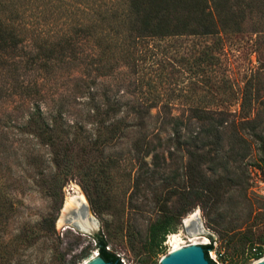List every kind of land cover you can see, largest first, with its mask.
Instances as JSON below:
<instances>
[{"label": "rangeland", "instance_id": "obj_1", "mask_svg": "<svg viewBox=\"0 0 264 264\" xmlns=\"http://www.w3.org/2000/svg\"><path fill=\"white\" fill-rule=\"evenodd\" d=\"M235 38L224 52L216 54L217 60L206 56L207 48L214 44L212 37L150 39L143 41L138 61L124 62L116 54L118 45L107 59L87 50L83 42L67 54L72 60L64 58L49 77V99L58 117L59 137L66 133L83 137L81 119L88 111L79 93L85 76L94 83L92 91L99 98L109 93L119 114L139 111L140 99L157 103L153 113L226 112L230 123L219 130L223 144L216 146L210 132L213 146L207 147L210 158L204 166L207 176H223L228 182L223 184L221 203L216 208L211 206L212 194L191 191L194 208L181 218L177 231L166 237L161 253L150 247V227L165 204L176 203L186 186L174 147L155 140L148 146L152 154L144 162L140 155L147 146H135L133 141L140 134L124 128L119 135L122 140L107 150L112 175L104 180L105 187L101 183L107 193L103 196L96 190L95 178L86 175L81 160L71 170L56 167L43 136L38 140L36 132L26 129L16 103L9 104L1 96L0 264H87L101 258L95 236L104 237L107 249L123 264H163L171 254L173 234L181 236L185 248L192 245V239L203 238L198 247L209 264L203 246L210 243L214 248L209 258L215 264H264V256L253 258L259 247H264L260 244L264 240H259L264 235V154L260 144L264 134V36L243 34ZM32 52L22 47L17 51L29 62ZM77 70L80 78L73 74ZM242 89L243 98L248 94L251 100L243 106ZM191 128L197 133L203 126L193 124ZM86 131L90 134L91 126ZM169 131L162 129L159 134L166 137ZM75 151H81V142ZM157 167L161 168L158 174L143 177L145 170ZM139 176L144 178L142 183L137 182ZM176 176L179 179L175 181ZM75 196H83V201L67 210L83 211L86 219H95L98 225L94 233H82L71 223L63 225L67 201Z\"/></svg>", "mask_w": 264, "mask_h": 264}, {"label": "trees", "instance_id": "obj_2", "mask_svg": "<svg viewBox=\"0 0 264 264\" xmlns=\"http://www.w3.org/2000/svg\"><path fill=\"white\" fill-rule=\"evenodd\" d=\"M243 34L264 36V0H0V97L9 104L16 103L24 127L36 132L34 136L38 140L43 136L56 167L71 170L81 160L86 167V175L90 179L95 178L96 190H100L103 196L107 194L104 180H109L112 175V159L107 150L122 140L119 135L124 128L140 134L133 141L135 146H147L148 150L140 155L144 162L152 154L149 147L153 141H166L168 146L174 147L175 156L180 155L179 170L185 174L186 186L181 189L176 203L165 204V209L150 227V247L161 253L166 237L177 231L181 218L194 208L190 201L191 191L201 195L212 194L211 206L218 208L221 203L223 184L228 182L223 176H207L204 166L210 158L207 147L213 146L210 132L216 146L223 144L219 130L230 123L225 119L226 112L153 113L157 103L153 105V102L140 99L139 111L119 114L114 109L116 103L107 96L109 93L99 98V94L92 91L94 83L85 76L79 93L88 111L86 118L81 119L83 137L67 136V133L59 137L55 125L58 117L54 114L55 107H51L53 100L49 99V77L64 58L72 60L67 54L83 42L87 50L105 55L107 59L118 45L116 54L124 62L129 59L138 61L143 41L150 39L212 37L214 44L207 48L209 53L206 56L217 60L216 54L224 52L228 42ZM19 47L32 49L31 62L18 55ZM200 60L205 63L204 58ZM32 73L38 76H32ZM73 74L80 78L81 71ZM247 95L243 98L242 89V106L251 101ZM193 124L203 126L204 132L194 133L197 129L191 128ZM88 126L92 132L86 135ZM162 129L170 130L166 137L159 134ZM260 141L264 154V134ZM80 142L81 151L76 153ZM169 155L172 157L174 153L169 151ZM167 160L164 156L166 164ZM211 160L215 164L217 158ZM157 168H148L143 177L150 173V177L158 174L161 168ZM212 172L216 174L215 170ZM143 177L139 176L137 182L142 183ZM174 179L176 181L179 176ZM98 180L102 181L98 183ZM58 188L62 190V185ZM94 240L105 262L123 264L120 257L107 249L108 242L104 237L95 236ZM259 240H264V235L261 234ZM260 244L264 246V241ZM203 248L207 259L215 264L209 258V252L214 248L212 243ZM263 256L264 247H259L253 258L258 260Z\"/></svg>", "mask_w": 264, "mask_h": 264}, {"label": "bare ground", "instance_id": "obj_3", "mask_svg": "<svg viewBox=\"0 0 264 264\" xmlns=\"http://www.w3.org/2000/svg\"><path fill=\"white\" fill-rule=\"evenodd\" d=\"M80 201H83V196H75L68 199L65 209L67 210L71 205H78ZM65 210V211H66ZM62 221V220H61ZM65 223L63 222V225ZM203 240V238H194L191 240L192 245H190V252L187 255H179L182 251H184L185 247L184 241L180 235L173 234L170 236V242L172 244L171 254L179 255L172 260H167L168 264H201L200 262V253L197 250L199 242ZM208 244V243H207ZM193 247V248H192ZM166 259V258H165ZM264 262V260H263ZM87 264H103L101 260L95 259L90 261Z\"/></svg>", "mask_w": 264, "mask_h": 264}, {"label": "water", "instance_id": "obj_4", "mask_svg": "<svg viewBox=\"0 0 264 264\" xmlns=\"http://www.w3.org/2000/svg\"><path fill=\"white\" fill-rule=\"evenodd\" d=\"M68 215H70L71 218H68ZM86 216H87L86 213H84L83 211H74V210L69 209L65 211L63 218H64V223H71L74 228H76L78 231L82 233H94L98 225V222L95 219L93 220L90 217L86 219ZM190 250H191L190 246L186 247L184 251H182L179 255L181 256L187 255L190 252ZM197 250L200 253L201 264H209L204 259L202 248L197 247ZM179 255L170 254L169 257L163 260V264H168L167 260H172L176 258V256H179ZM98 259L101 260L103 264H109L105 262V260H103L102 258H98Z\"/></svg>", "mask_w": 264, "mask_h": 264}, {"label": "built area", "instance_id": "obj_5", "mask_svg": "<svg viewBox=\"0 0 264 264\" xmlns=\"http://www.w3.org/2000/svg\"><path fill=\"white\" fill-rule=\"evenodd\" d=\"M217 259H218V255H215L214 260H215L216 262H218Z\"/></svg>", "mask_w": 264, "mask_h": 264}]
</instances>
